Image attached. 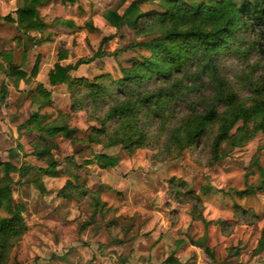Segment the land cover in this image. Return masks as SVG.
<instances>
[{
  "label": "rangeland",
  "instance_id": "rangeland-1",
  "mask_svg": "<svg viewBox=\"0 0 264 264\" xmlns=\"http://www.w3.org/2000/svg\"><path fill=\"white\" fill-rule=\"evenodd\" d=\"M135 1L127 0L121 13ZM21 2L0 0V52L10 53L13 64L26 74L17 80L8 72L9 63L0 60V163L47 169L52 159L59 174L41 177L46 193L12 174L14 200L25 208L26 231L13 242L7 264H169L170 259L179 264H264V134H256L245 147L227 148V157L215 165L209 140L178 158L163 152L164 136L133 152L92 143L89 135L99 127L97 122L86 111H71L70 90L51 86L49 73L57 63L75 66L92 58L102 40L113 36L104 51L118 52L116 58L81 65L71 76L119 77L120 66L127 67L139 55L128 46L142 39L126 27L115 29L104 18L122 0H47L38 8L44 30L28 35L5 21L16 18ZM60 53L65 60L59 61ZM38 59L39 74L33 78ZM259 62L257 56L231 60L222 71L240 88L243 76L262 72L255 69ZM39 86L51 93V103L42 108L37 103L43 96ZM3 88L8 92L5 101ZM243 88L246 97L249 90ZM38 112L49 123L65 122L75 130L73 141L64 134L43 135L50 144L44 159L35 153L36 145H42L39 133L24 127ZM99 154L118 158V165L102 169L96 162ZM68 182L77 187L63 192L71 197L61 193ZM179 182L200 201L180 194L184 190L177 187Z\"/></svg>",
  "mask_w": 264,
  "mask_h": 264
},
{
  "label": "trees",
  "instance_id": "trees-1",
  "mask_svg": "<svg viewBox=\"0 0 264 264\" xmlns=\"http://www.w3.org/2000/svg\"><path fill=\"white\" fill-rule=\"evenodd\" d=\"M46 1L22 0L16 18L8 16L5 21L16 25L24 35L42 32L45 24L38 8ZM126 1L104 12L112 27L117 30L126 27L142 39L128 46L139 55L127 67L120 66L119 77L107 73L93 80L71 76L81 65L106 57L116 58L118 52L104 51L113 36L102 40L92 58L82 59L75 66L57 63L49 73L51 86L66 85L70 90L71 111H86L97 122L99 127L92 128L89 135L92 143L105 148L122 146L133 152L147 148L164 136L163 152L178 158L186 149L209 140L211 165H215L227 157V148L231 151L245 147L256 134H264V0H138L121 13ZM144 4L156 9L145 10ZM142 51L145 53L141 54ZM251 56L259 58L255 69L263 68L262 72L243 76L238 88L227 79L222 68L231 60L243 61ZM65 59L60 53L59 61ZM0 60L9 63L11 76L26 79V74L13 64L10 53L0 52ZM39 67L38 59L31 77L38 76ZM256 73H260L258 78ZM242 86L249 90L246 97L241 95ZM39 91L43 96L37 103L41 108L48 106L51 93L40 86ZM7 96V89L3 88V101ZM48 119L38 112L24 126L39 133L42 145H36L35 153L40 159L50 155V144L43 135L54 138L64 134L71 141L75 139V130L65 122L53 124ZM240 124L242 127L234 133ZM155 128L158 133L153 135ZM16 155L10 154L11 158ZM96 162L102 169L111 170L119 160L99 154ZM0 169L4 170L0 176V211L3 212L0 214V264H7L13 242L26 231L22 217L25 208L13 197L12 174L27 179L25 183L46 193L41 177H57L59 172L58 164L52 159L47 169L17 168L11 163H0ZM178 186L184 190L180 194L191 201H200L185 182H179ZM68 187L71 192L77 188L68 182L61 193ZM71 192L63 195L71 197ZM193 216L197 218L196 212ZM168 262L179 264L174 259Z\"/></svg>",
  "mask_w": 264,
  "mask_h": 264
}]
</instances>
